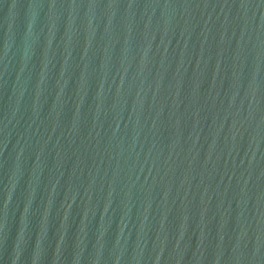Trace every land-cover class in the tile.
I'll use <instances>...</instances> for the list:
<instances>
[{"label":"water","instance_id":"1","mask_svg":"<svg viewBox=\"0 0 264 264\" xmlns=\"http://www.w3.org/2000/svg\"><path fill=\"white\" fill-rule=\"evenodd\" d=\"M0 264H264V0H0Z\"/></svg>","mask_w":264,"mask_h":264}]
</instances>
